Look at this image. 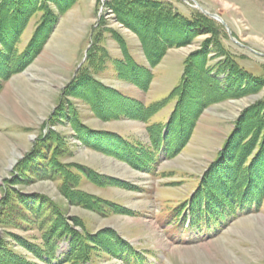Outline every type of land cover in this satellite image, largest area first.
Segmentation results:
<instances>
[{
	"label": "rangeland",
	"instance_id": "374dc122",
	"mask_svg": "<svg viewBox=\"0 0 264 264\" xmlns=\"http://www.w3.org/2000/svg\"><path fill=\"white\" fill-rule=\"evenodd\" d=\"M158 1L163 3L27 0L25 7L0 1L2 31L13 32L22 22L18 54L34 39L43 43L27 65L9 74L0 90V264L78 262L68 260V238L54 240L55 248L45 251V233L30 210L33 199L25 194L46 198L87 237L91 259L79 264H129L111 252L118 240L139 250L144 264H264V191L258 207H244L223 218L205 216L208 224L202 230L191 227L189 206L208 185L214 191L225 190L229 182L262 189L264 81L257 86L253 77L240 72L264 79V0H197L228 23L235 39L262 54L239 45L218 20L205 19L186 1ZM158 10L197 24L189 28L181 20L153 17ZM44 20L48 27L43 30ZM93 44L81 79L74 80ZM124 44L144 66L140 74L133 69L138 67L131 68ZM18 56L9 59L12 67ZM149 70L154 77L146 88L141 77ZM180 83L175 92L179 99L169 100L148 123L131 118V105H137L125 96L147 105L167 97ZM150 123H159V134L168 128L183 143L174 157L162 153L155 169L136 168L116 155L119 149L109 148L116 146L115 136L113 142L108 136L118 134L151 149ZM46 129L50 136L27 157ZM53 142L58 144L55 153L73 166L72 172L86 166L128 181L131 187L101 186L84 178L77 188L131 212L99 214L71 202L60 188L61 180L41 176L37 166L51 155ZM17 165L19 175L14 178ZM77 240L80 247L84 241Z\"/></svg>",
	"mask_w": 264,
	"mask_h": 264
},
{
	"label": "trees",
	"instance_id": "16d2710c",
	"mask_svg": "<svg viewBox=\"0 0 264 264\" xmlns=\"http://www.w3.org/2000/svg\"><path fill=\"white\" fill-rule=\"evenodd\" d=\"M0 1H1V4L3 2H10L12 4L25 7L24 3L27 0H0ZM133 1H142L144 2L143 4L149 3L148 0H133ZM153 1L154 3H157V4L163 3L162 1H158V0H153ZM144 14L147 15V13H144ZM200 14L205 19H211L209 16L203 14L202 12H200ZM154 15L158 17L166 16L168 20L175 21V22H178L181 20V22H183L184 25H186L189 28L190 26L197 24L196 20L194 19H188L184 17L178 18L176 16L177 14L174 15V14H171V12L168 13L162 10L156 11L155 14H153V17ZM148 16H150V14H148ZM42 24L46 26V28L45 26H43V30L47 29L48 26L46 25L45 20L41 22L40 29L42 28L41 27ZM221 26L223 27V25ZM21 30H22V22L20 24L17 23L15 26H13V32L12 31L4 32L2 31V26L0 27V31L3 32L1 33L2 38L3 36L5 37L3 39L4 45L0 41V57H1L0 59V90L3 85V81L8 79L7 77L9 76L10 73L15 72L16 69L19 70L20 68H22L21 66L27 65L29 61L33 59L34 56L42 48L43 43L41 41H38L37 39H34L31 41V43L28 44V46L20 54H18V43H19V38L21 35ZM48 31L49 30H47V32ZM37 32L39 33V29H37L35 34ZM98 36L99 34H96V37ZM122 43L124 42L122 41ZM93 46L94 44L90 47L88 51L87 60L82 65V67L78 69V73L76 77L74 78V80L81 79L82 74L85 71L84 67L90 60ZM2 47H4V49ZM123 48L128 53L127 46L125 44ZM16 54L19 55L17 59L20 62H17L18 61L17 60L16 62L12 64L13 65L12 67L9 62V59L12 58L11 57L12 55L14 56ZM162 54H163V51H161L158 55H156L155 57L156 59L153 58V60L151 61L149 58V60L152 62V64L155 65L157 61H159L158 56ZM101 58L103 59V55L101 56ZM128 58L131 60V63H132L131 68L138 67L139 69L137 68H133V69L135 73L137 71V73L139 72L140 74L141 69L142 68L144 69V66H141L133 58V56L130 55L129 53H128ZM126 60L127 59H120L119 61H122V63H124ZM145 68L147 69V67ZM146 69L145 71H147ZM240 74L244 75L245 77H253L254 84L256 85L258 83L261 84V82L264 81L263 76H260L261 74L256 75L255 73L246 71V70H241ZM153 77H154V73L152 72V70H149L148 73H145V75L142 74L141 80L147 82L146 88H148V84L151 83V80L153 79ZM2 78L4 79L2 80ZM182 78L186 79L187 77L186 75H184V77ZM182 81L181 83H183ZM181 83L175 86L169 92L167 97L157 100L147 105L144 102L140 101L139 99L132 98L129 96H125V99H124L123 98L124 95H120V96L124 100L137 105V106H132L130 104L132 110L131 112H129V115L131 116V118L134 117V119H140L148 123L152 115H154L162 107H164L169 102V100H172L178 97L177 96L178 94L175 92L181 86ZM184 86H186L185 82L182 87ZM175 110H176V107H175ZM173 117L170 122L171 125H173ZM171 125L169 126L171 127ZM48 126L46 127L48 128ZM159 126H160L159 123H154V124L150 123L149 125H147V128L150 129L149 133H150V138H151L148 147L150 146L151 149H148L147 147L143 146L144 144L141 142L131 143L130 142L131 140H128L125 137H121L118 134H115V135L111 134L110 136H108L110 139H112L111 137L115 136V141L113 145L116 146L115 148H113L111 144V146L109 145V148L119 149V150H116V155L121 156L128 163L132 164L134 167L139 168V169L146 168V170L150 171L153 165L158 162V160L162 156V153H165L167 157H174L177 154L178 150L181 149L183 145L182 140L179 138V142H178L177 140L178 136L174 137L169 132L167 127H166L167 132L162 131L159 134V131L156 130L157 128H159ZM254 129H255V126H254ZM50 132H51L50 129H47V132H45L44 130L41 131L40 136L37 139L38 141L36 142V149H34L31 153H29L27 157H30L37 152V147L39 146V144L47 140V138L50 136L49 135ZM109 142H113V139L112 141L110 140ZM50 148H52L51 155L48 157H45L44 158L45 160L41 159L44 161L39 163V166H37V168L41 170V173H40L41 176H45L48 178H54V179L57 178L61 180L60 188L69 195L71 202L75 204H80L82 206H87L91 208L93 211L99 214H105V215H108L110 213H121V212L130 211L126 209L125 207L121 206V204H116L114 202L101 199L95 195H89L77 188L78 184H80L84 178L86 180L92 181L95 184L101 185V186L102 185H116V186L118 185V186H123V187H131L128 181H124V180L113 178L107 175L99 174L86 166L85 167L80 166L79 173L75 171L72 172L71 169L73 168V166H67L65 163H62L61 160L59 159L58 153H55V151L58 150V144L56 142H53L50 145ZM101 149H106V148L102 147ZM19 165L16 166V171H14L15 173L14 178H17L19 175V170H17ZM69 174L74 175L76 178L73 179ZM262 183H263L262 185L263 187L261 186L262 189H257L255 188V185L252 183L251 184L246 183L243 186L241 185L242 187H240L239 185H236V183L234 184V183L229 182L225 190H223L222 187H220L219 191H214L212 189V186L208 185V189L211 192L207 189L206 193H203V194H207L205 198L203 197L201 198L203 194L201 193L202 190H199V193L201 194L199 195V193H197L196 195H194L191 202L189 203L190 216L192 218V220L190 221L191 227L194 229H196L197 227L198 230H202L204 229V225L208 224L204 222V219L207 216L210 217L213 215V217H215L218 215V217L223 218L227 215H231L232 213H236L237 211L239 212L243 210L244 207H250L251 210L253 207H258L259 204L261 203V197H262L261 193L262 191H264V179ZM72 185L77 189H74ZM4 188H5V192H7L6 191L7 186L5 183H4ZM223 191L224 193H222ZM6 196L7 194L5 193V196H3L1 200L6 199L5 198ZM25 196L28 197L29 199H33L32 200L33 205H30V210L32 211V215L36 217V219L40 222L39 228H42L43 234L45 233L44 234L45 236H42L43 239L45 240V244L47 245V247L45 248V251L48 250L50 252L52 248L53 249L55 248L56 245H53L54 240H61L62 238H68L70 242V248L68 250V253H69L68 260L78 261L80 263V262L89 261L91 259V257L88 255L89 251L86 245L87 237L84 236L82 232H79L78 229H75V227L70 225L68 216L62 214L60 210L59 211L61 213H59V211L56 212L55 207L51 206L48 200L42 196H35L34 194H25ZM181 210L182 209H180L178 212L181 213ZM43 215H45L44 218H43ZM78 238L84 241V243H81L80 247L77 246ZM107 247L110 248L109 246ZM111 252L115 257L121 258L122 260H125L129 264H133V262L144 264V261H143L144 256L142 255V253L141 252L139 253V250H137L132 244H130L129 242L125 240H118L114 246V250H111ZM78 262L77 264H79Z\"/></svg>",
	"mask_w": 264,
	"mask_h": 264
},
{
	"label": "water",
	"instance_id": "95a60500",
	"mask_svg": "<svg viewBox=\"0 0 264 264\" xmlns=\"http://www.w3.org/2000/svg\"><path fill=\"white\" fill-rule=\"evenodd\" d=\"M197 4V7L206 15L218 20L219 22H221L227 29V31L229 32V34L231 35L232 39L235 40L238 44L245 46L243 43L239 42L237 39H235V37L232 36V30L230 29L228 23L217 13L214 12H210L209 10L205 9L203 6H201L196 0H194ZM247 47V46H245Z\"/></svg>",
	"mask_w": 264,
	"mask_h": 264
},
{
	"label": "crops",
	"instance_id": "0c3cea01",
	"mask_svg": "<svg viewBox=\"0 0 264 264\" xmlns=\"http://www.w3.org/2000/svg\"><path fill=\"white\" fill-rule=\"evenodd\" d=\"M114 57H119L118 55H114ZM121 57V56H120Z\"/></svg>",
	"mask_w": 264,
	"mask_h": 264
},
{
	"label": "bare ground",
	"instance_id": "6f19581e",
	"mask_svg": "<svg viewBox=\"0 0 264 264\" xmlns=\"http://www.w3.org/2000/svg\"><path fill=\"white\" fill-rule=\"evenodd\" d=\"M76 33H77V32H76ZM76 35H77V34H76ZM77 36H78V35H77ZM249 219H250V218H248L247 220H249ZM247 220H246V221H247Z\"/></svg>",
	"mask_w": 264,
	"mask_h": 264
}]
</instances>
